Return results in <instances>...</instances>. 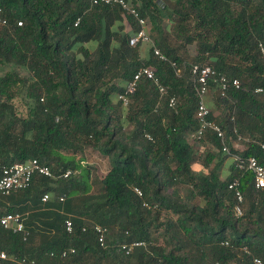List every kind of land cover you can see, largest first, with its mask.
Segmentation results:
<instances>
[{
  "label": "trees",
  "instance_id": "1",
  "mask_svg": "<svg viewBox=\"0 0 264 264\" xmlns=\"http://www.w3.org/2000/svg\"><path fill=\"white\" fill-rule=\"evenodd\" d=\"M127 2L151 18L158 32L154 43L169 62L153 48L143 56L141 45L130 46L137 23L119 6L0 0L7 18L0 26V65L12 67L0 77V173L34 158L57 173L80 171L65 179L35 176L29 188L0 195L1 205L22 203L0 214L20 212L26 226L43 219L44 227L57 233L39 242L28 226L24 241L0 225V251L8 255L0 264H255L254 259L264 264V189L256 188L254 173L238 170L234 160L254 156L264 163V96L255 92L264 87V0H170L161 9L154 0ZM164 16L179 20L177 32L185 46L194 45L196 61L207 56L218 73L241 82L240 89L228 91L229 98L218 96L230 110L227 121L218 124L232 139L234 129L249 139L242 152L228 141L232 162L224 179L219 170L226 154L216 135L208 131L201 141L189 140L199 128L198 95L189 74L198 63L184 58L165 36ZM170 61L185 64L182 75ZM145 67L155 71L167 94L142 79L129 106L116 101ZM172 96L178 99L175 108L168 106ZM17 102L25 112L15 109ZM210 119L216 122L213 112ZM56 143L74 153L90 147L108 158L98 193L90 168L63 155ZM197 143L212 144L220 154L209 153L199 168ZM234 179L244 195L242 216L236 215L238 202L229 189ZM69 217L71 233L64 225ZM95 225L108 228L104 247ZM161 229L167 244L158 242ZM138 241L147 246L127 254L123 246ZM69 248L76 253L62 258Z\"/></svg>",
  "mask_w": 264,
  "mask_h": 264
},
{
  "label": "built area",
  "instance_id": "2",
  "mask_svg": "<svg viewBox=\"0 0 264 264\" xmlns=\"http://www.w3.org/2000/svg\"><path fill=\"white\" fill-rule=\"evenodd\" d=\"M93 6L96 5H116L121 7L128 16H131L137 23V30L133 32L129 38L130 46L137 47L138 45H150L153 48L154 55L161 59L162 61L169 62L168 57L162 53V51L155 45L152 36V26L147 17H143L137 8L131 6L127 0H90ZM80 22L78 19L75 23L77 26ZM7 25V18L3 14V10L0 6V26ZM19 26L22 22L18 23ZM261 46V45H260ZM262 48V46H261ZM263 50V48H262ZM172 67L176 71L178 76L182 75L186 70L185 64L180 65L177 62L170 61ZM189 74L191 80L194 83L197 95H198V105L196 110V118L199 122V128L189 136L191 141H201L206 137L208 131H211L219 139L221 143V150L226 155H231L230 147L228 141L231 138L228 136L227 131L224 130L217 122L210 119L211 110L207 106L206 98L210 93L211 86L214 85L219 93V96L223 99H227L228 91L231 88L236 90L240 89L241 82L239 79H229L227 75L218 73L215 68L209 64H193L189 67ZM142 79L151 80L157 86L161 95L167 94V89L161 84L160 79L157 77L155 71L151 68H142L137 71L132 79V81L127 85L126 91L118 96V99L122 101L124 106H129L131 103L130 95H132ZM256 93L264 96V87H257L255 89ZM178 99L172 96L168 99V106L170 108H175L177 106ZM234 134L236 135L235 140L246 141L249 139L238 134L237 130L234 129ZM264 149V143L260 144ZM237 162V168L240 171H251L255 175V185L258 189H264V163H260L258 159L254 156L248 157H234ZM79 170L67 169L65 171L56 172L51 166L42 163L39 159L34 158L26 162H15L9 166L2 169L0 173V195H10L17 193L19 191L29 188L33 182L35 176H43L48 178H69L72 175L78 174ZM229 189L235 192V196L238 202L235 212L237 216L243 215L242 204L244 202V195L240 188V181L234 179L229 184ZM138 195L141 196V191L135 188ZM50 199L49 194H45L42 197V201L47 203ZM61 201L64 200L62 196ZM0 225L7 230L12 231L16 234H21L24 241H27L30 236V232L25 224V218L20 213H6L0 214ZM65 229L68 233L73 231V222L69 217L65 221ZM94 231L98 237V242L100 246L104 247L106 242V234L108 233V228L102 225H95ZM147 243L144 241L133 242L129 245H124L123 249L126 250L127 254L131 253L135 247H146ZM76 250L74 248H69L62 252V258L66 259L70 255H74ZM8 259V255L4 251H0V262ZM25 260H23L24 262ZM255 264H261V261L254 259ZM29 264H35V261H31ZM74 264V263H73Z\"/></svg>",
  "mask_w": 264,
  "mask_h": 264
},
{
  "label": "rangeland",
  "instance_id": "3",
  "mask_svg": "<svg viewBox=\"0 0 264 264\" xmlns=\"http://www.w3.org/2000/svg\"><path fill=\"white\" fill-rule=\"evenodd\" d=\"M155 3L158 5L159 9H161L163 7L164 4L166 3H170V0H154ZM173 1V0H171ZM174 3V2H173ZM151 26H152V33L153 37H156L158 35V32L154 30V23L151 20V18L147 17ZM178 23L179 20L177 18L171 19L169 17H163L162 19V25H161V29L163 30V33L165 34V36L168 38L169 40L172 42V44H174L178 49L180 54L186 58L188 61H190L191 63H201V64H209L210 65V61H208V57L206 56L205 59H203L202 61L200 60L199 62L196 61L195 59V48L194 45H187L185 46V42L184 39L182 37H180L179 33L177 32V27H178ZM131 28H129L128 30L130 31ZM191 33H195V29L194 26H192L190 28ZM150 45H141L140 51L141 54L143 56H146L149 49H150ZM12 67H5L0 65V77L5 75L7 72L11 71ZM17 70L19 71V73L21 74V76H25L27 75V71L23 68H17ZM216 88V87H215ZM215 91H211L208 94L207 98L213 102L214 104V109L213 111V115H214V119L216 120L217 123H221L223 120V123H225L230 115V110L228 108V105L219 100V93L217 88L215 89ZM116 101H118V98H115ZM19 103L17 102V105L15 106V109L18 110L19 112H25V109L23 106L18 105ZM212 110V109H211ZM132 129V126H127L126 130L130 132V130ZM228 131V128L226 129ZM230 137V135H229ZM244 137V136H243ZM232 139V137H230ZM191 141V140H190ZM232 150L233 151H237V152H242L245 147H246V141H238L235 139H232ZM56 148L65 156H74L75 159L82 163L83 166L89 167L90 168V172H91V177H92V181H93V192L94 193H98L101 189V185H100V179H102L106 173L108 172L110 163L108 158L104 157L103 155H101L99 152L93 150L92 148H88L85 153H74L72 151H68L65 150L63 148H61L57 143L55 144ZM201 147V148H199ZM197 157H198V163H197V167L202 168L203 167V163L205 162L207 156L209 153L211 154H216L219 155V148L215 147L212 144H207V143H197ZM224 159V163H225V167L223 168V165L221 167V169L219 170V173L222 175V178L224 179L226 177V175H228L229 173V166L232 162V156L231 155H225L223 156ZM217 160H214L213 163L211 164V167L214 168L215 164L217 163ZM82 161V162H81ZM223 168V169H222ZM222 170V171H221ZM223 172V173H222ZM79 175V173L77 174ZM43 202V201H42ZM44 203V202H43ZM45 206V205H44ZM43 206V207H44ZM163 219H166V216H163ZM29 221H27L28 223ZM44 220H36L35 224L30 226L27 225L28 229L30 231H35V235L37 238V241H44V240H49V238H53L57 236L56 231L53 229H49L48 227H44ZM26 224V223H25ZM34 226V227H33ZM163 230L161 229L158 233H157V237H158V242L161 244H167L169 243L168 238L163 234Z\"/></svg>",
  "mask_w": 264,
  "mask_h": 264
},
{
  "label": "crops",
  "instance_id": "4",
  "mask_svg": "<svg viewBox=\"0 0 264 264\" xmlns=\"http://www.w3.org/2000/svg\"><path fill=\"white\" fill-rule=\"evenodd\" d=\"M130 28V25L129 24H126V29L127 31H129L128 29ZM213 91V90H212ZM215 93H216V90L214 89ZM206 102H207V106L209 107V109L213 110L214 109V104L213 102H211L208 98H206ZM209 145V143H207ZM225 167V163H223V168ZM222 168V169H223ZM222 171V170H221ZM223 173V172H222ZM229 174V173H228ZM221 175V174H220ZM223 175V174H222ZM221 175V177H222ZM227 177V175H226ZM20 206H22V203H10V202H7V205H1L0 204V211H5L6 209H8L9 207H14L15 209H20ZM16 213H20V212H16ZM33 212L32 211H28L26 214L29 215V214H32ZM21 214V213H20Z\"/></svg>",
  "mask_w": 264,
  "mask_h": 264
}]
</instances>
